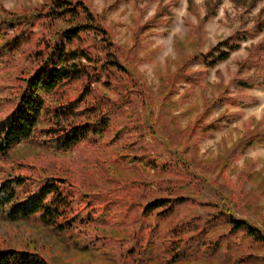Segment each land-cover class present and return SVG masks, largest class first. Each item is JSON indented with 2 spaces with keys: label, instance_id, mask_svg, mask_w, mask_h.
Instances as JSON below:
<instances>
[{
  "label": "trees",
  "instance_id": "trees-1",
  "mask_svg": "<svg viewBox=\"0 0 264 264\" xmlns=\"http://www.w3.org/2000/svg\"><path fill=\"white\" fill-rule=\"evenodd\" d=\"M239 49L229 45L213 61V54L204 57L214 67ZM258 62L264 66V56ZM131 73L82 0H43L20 13L0 10V221L38 220L54 236H70L82 254L108 255V264H264V228L219 208L209 229L187 239V225L177 223L192 203L190 195L139 197L148 188L139 172L167 164L149 155L137 113L146 101ZM102 75L114 97L97 89ZM230 102L247 105L243 99ZM27 141L41 144L42 157L13 160L12 149ZM259 145L264 132L246 136L239 149ZM82 149L88 151L85 163L63 161ZM54 163L62 166L49 170ZM170 166L177 177L193 180L175 162ZM148 230L147 245L125 254ZM0 264L51 263L36 249L2 247Z\"/></svg>",
  "mask_w": 264,
  "mask_h": 264
},
{
  "label": "rangeland",
  "instance_id": "rangeland-1",
  "mask_svg": "<svg viewBox=\"0 0 264 264\" xmlns=\"http://www.w3.org/2000/svg\"><path fill=\"white\" fill-rule=\"evenodd\" d=\"M82 1L108 30L119 61L132 70L146 101L137 113L147 134L149 155L159 158L160 166L167 164L139 172L149 188L140 189L139 197L190 195L192 203L180 212L177 223L187 225V239L209 229L219 208L263 229L264 145L243 151L239 145L246 136L264 132V82L253 87L239 82L264 79V66L258 62L264 56V0ZM42 4L43 0H0V10L20 13ZM234 44L240 49L209 66L204 56L213 54L208 59L213 61ZM105 80L102 75L97 89L114 97L103 85ZM233 99H243L247 105H234ZM124 109L131 111L128 105ZM42 155L37 141L23 142L10 152L13 160ZM87 158V149H82L63 161L83 164ZM173 162L193 180L172 173ZM60 166L54 163L49 170ZM150 234L139 232L125 254L139 245L145 247ZM2 247L36 249L51 264H108L104 260L108 255L82 254L70 236L56 237L38 220L0 221ZM111 251H106L109 256Z\"/></svg>",
  "mask_w": 264,
  "mask_h": 264
}]
</instances>
